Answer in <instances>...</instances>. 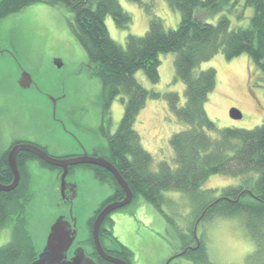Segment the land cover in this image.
Wrapping results in <instances>:
<instances>
[{
  "label": "rangeland",
  "instance_id": "1",
  "mask_svg": "<svg viewBox=\"0 0 264 264\" xmlns=\"http://www.w3.org/2000/svg\"><path fill=\"white\" fill-rule=\"evenodd\" d=\"M120 4L133 18L129 29L119 28L111 16L105 23L112 39L123 46L130 34L144 36L153 17L163 19L168 29H176L181 21V13L172 9L165 0H143V6L129 0H120ZM241 10L239 5L229 16L232 27L249 25L253 10L248 15L245 12L247 18H243L246 21L238 18ZM69 16L70 12L65 8L36 4L0 20V46L11 50L0 53V158L14 140L27 132L29 136L25 137L48 142L49 150L55 156L76 153L81 146L93 152L97 145L105 143L104 136L99 134L103 123L102 84L70 30ZM195 17L212 24L220 19L219 15L211 16L201 9L196 11ZM236 23L240 25L236 26ZM176 58L174 52L160 56L158 83H152L141 70L135 74L143 87L161 95V98L150 97L147 100L134 125L142 146L153 156L152 171H157L163 161L174 169L177 167L170 139L183 125L170 112L163 97L165 93L177 92L182 104L185 102L186 87L183 82L176 81ZM57 61L62 62L60 68L55 63ZM209 68L217 72L216 89L206 104L209 118L220 128L253 129L264 124V78L255 72L249 57L242 54L228 60L220 52L202 63L196 71ZM23 71L31 74L34 80L35 85L30 89L19 85ZM53 99L57 100L56 105ZM124 108L121 97L116 98L110 106L111 120L106 123L109 128L105 132L114 134L117 131ZM233 108L240 110L241 119L230 116ZM67 131L71 135L66 134ZM28 172L31 199L26 207V222L36 251L40 253L46 245L53 222L72 215L77 220L79 231L76 245L81 244L91 253L87 222L113 195L111 184L98 179L90 169L77 168L67 177L68 184L77 187V196L70 204L63 202L58 172L43 167L37 161L29 163ZM241 183L240 178L218 174L208 178L203 190L221 191ZM164 195L179 205L186 200L180 193L170 191ZM139 207L155 213L152 205L141 197L137 198L128 209L113 214L114 218L137 215L132 224H122L115 229V235L134 254L136 264L151 263L156 254L162 263L175 250H180L184 239L174 230L172 236L170 225L158 214L149 221L144 220L137 212ZM169 209V216L175 217L176 222L181 220L180 217L183 218L182 223L191 221L185 215L187 208L183 211L181 206L177 209L170 206ZM12 229L13 224H8L0 230V247L11 241ZM197 233L206 240L213 264H264V252H257L244 215L204 223L198 227ZM174 264L193 263L180 256Z\"/></svg>",
  "mask_w": 264,
  "mask_h": 264
},
{
  "label": "trees",
  "instance_id": "2",
  "mask_svg": "<svg viewBox=\"0 0 264 264\" xmlns=\"http://www.w3.org/2000/svg\"><path fill=\"white\" fill-rule=\"evenodd\" d=\"M129 1L144 5L143 0ZM165 1L181 13L178 27L168 29L163 19L153 17L146 34L142 37L128 35L125 46L112 39L105 23L111 16L119 28L127 30L131 26L133 18L120 0H0V20L36 4L61 7L70 12V30L102 84L103 117L111 119L110 106L116 98L121 97L125 103L117 131L107 134L105 144L98 147L99 157L118 169L134 194L133 202L141 197L166 219L171 235L173 230L180 234L184 239L180 251L188 250L193 244L200 219L198 227L217 219L244 215L257 252L263 253L264 124L253 129L220 128L206 111L209 97L216 89L217 72L213 68L196 70L220 52L228 60L246 54L255 72L264 78V0ZM239 5L242 8L240 19L253 10L247 27H232L229 16ZM198 9L211 16L219 15L220 19L216 24L200 21L195 17ZM171 52L177 54L176 81L183 82L186 87L183 104L177 92L163 95L170 112L183 125L170 139L177 167L174 169L163 161L157 171H152L153 156L142 146L134 125L147 100L161 98V95L143 87L135 74L141 70L152 83H158L160 56ZM24 157L36 159L23 153L21 161ZM5 166L0 163V183L9 184L13 173L9 167L1 172ZM20 168L22 178L17 189L0 191V230L13 224L11 241L0 247V264H32L38 256L26 222V207L31 199L29 172L23 165ZM95 171L100 172L96 173L97 178L109 182L114 191L102 206L122 200L124 194L114 176L106 170ZM218 174L240 178L242 183L221 191L203 190L208 178ZM170 191L183 194L185 202L179 205L165 197ZM170 206L187 208L185 215L191 219L189 224L182 223L181 217L177 222L170 217ZM106 225L101 229V238L109 234ZM198 237L201 247L196 251L188 250L184 258L193 264H213L206 240Z\"/></svg>",
  "mask_w": 264,
  "mask_h": 264
},
{
  "label": "water",
  "instance_id": "3",
  "mask_svg": "<svg viewBox=\"0 0 264 264\" xmlns=\"http://www.w3.org/2000/svg\"><path fill=\"white\" fill-rule=\"evenodd\" d=\"M60 68L62 66L61 61L55 62ZM19 85L23 89H30L34 85V80L26 71H23ZM56 105V99H53ZM230 116L233 119L239 120L242 118L240 110L233 108L230 111ZM22 151L30 152L37 156L39 159L47 163L48 165L59 167L63 169L61 175V194L63 200L72 203L77 196L76 186L70 185L67 182V177L71 167L79 165H95L101 167L110 172L119 186L121 187L124 197L121 201L108 204L98 215L94 221L92 228V238L94 247L99 255L107 262L115 264H126L121 260H117L109 256L101 243L100 230L105 220L113 212L131 205L134 199V194L129 187L126 180L120 174L118 169L107 159L103 157H94L85 153L81 156L69 157V158H57L50 156L44 150L36 147L32 144H20L12 149L9 154V167L13 172V180L10 184L0 183L1 192H11L17 189L21 181V173L18 165V154ZM203 217V216H202ZM201 219L197 222L195 228V236L198 238L197 229ZM77 220L73 217V224H70L64 217L58 218L51 226L50 232L47 238L44 249L38 255V258L32 262V264H98L93 258L88 256L83 248H77L74 252V256L69 259L68 253L75 244L78 237ZM194 250V249H193ZM186 253V252H185Z\"/></svg>",
  "mask_w": 264,
  "mask_h": 264
},
{
  "label": "flooded vegetation",
  "instance_id": "4",
  "mask_svg": "<svg viewBox=\"0 0 264 264\" xmlns=\"http://www.w3.org/2000/svg\"><path fill=\"white\" fill-rule=\"evenodd\" d=\"M5 52H11V50L9 49V48H2L1 46H0V53L1 54H3V53H5ZM34 85H35V83H34ZM34 85H32V86H34ZM32 88V87H31ZM57 101V100H56ZM57 103V102H56ZM111 120V119H110ZM110 120H107L105 117H103V123H102V125H101V130H100V132H99V134L101 135V136H104V138H105V140H106V136H107V134H109L108 132H105L104 130L106 129V128H109V125H106V123H109L110 122ZM28 133V132H27ZM27 133H25L22 137H20L19 139H16V140H14L11 144H10V147H9V149L1 156V158H0V163H3V164H5L6 166L4 167V168H1V172H5V171H7V167H9V161H8V159H9V154H10V152L12 151V149L14 148V147H16L17 145H20V144H32V145H35L36 147H38V148H40V149H42V150H44L45 152H47L50 156H53V157H57V158H69V157H75V156H81V155H83V154H85V153H87V154H89L90 156H94V157H99L100 155V151H99V145H97L96 147H95V149H93V152H89V150L87 149V148H85V147H83V146H81L80 148H79V151L78 152H76V153H63L61 156H55L54 154H52L51 152H50V150H49V147H48V142H46V141H44L43 139H38V140H35V139H30L29 137H25V136H29V134H27ZM66 134H69V135H71V133L69 132V131H67L66 132ZM112 134V133H111ZM110 134V135H111ZM31 137V136H30ZM105 144V143H104ZM23 153H28V154H30V155H33L34 157H36V159L35 160H32V159H30V158H27V157H24L23 159H22V161H21V159H20V156H22V154ZM4 159H5V162H3L4 161ZM17 160H18V165H19V170L21 169L20 168V165L22 166H25L26 167V169L28 170L29 169V163L31 162V161H37V162H39L40 163V165H42V163L41 162H44V161H42L41 159H39L37 156H35L34 154H32V153H30V152H25V151H22V152H20L19 154H18V157H17ZM45 163V162H44ZM47 164V163H46ZM48 165V164H47ZM43 166V165H42ZM49 166H51V165H49ZM44 167V166H43ZM51 167H54V166H51ZM80 167H84V168H87V169H90V170H92L94 173H95V176H96V173H100L99 171H95V169H102V170H105V169H103V168H101V167H98V166H95V165H87V164H84V165H79V166H74V167H71L70 168V171H69V175L71 174V173H73L74 171H75V169H77V168H80ZM45 168H47V169H49V170H52V171H56V172H58L59 173V175H62V173H63V169H61V168H59V167H54L55 169H50V168H48V167H45ZM9 169L11 170V168L9 167ZM12 171V170H11ZM107 171V170H106ZM13 173V172H12ZM20 173H21V176H22V172H21V170H20ZM110 173V172H109ZM97 177V176H96ZM22 178V177H21ZM2 184H4V183H2ZM10 184V183H9ZM121 201V200H120ZM63 202H65V203H69V202H67L66 200H63ZM113 202H117V201H112V202H110V203H113ZM73 203V202H72ZM109 203V204H110ZM71 204V203H70ZM103 204V203H102ZM108 205V204H107ZM107 205H104V206H100L99 207V209L98 210H96L94 213H93V215H92V217L88 220V222H87V227H88V231H89V236H90V238H89V243H90V245L92 246V252L91 253H88L87 251H86V248L84 247V246H82L81 244H79V245H76V242H77V240H76V242H75V244L73 245V247L71 248V250L69 251V253H68V256H69V259H71L73 256H74V252L76 251V249L77 248H83L84 250H85V252H86V254L88 255V256H90L91 258H93L98 264H115V263H110V262H107V261H105L100 255H99V253L96 251V249H95V247H94V242H93V238H92V228H93V224H94V221L96 220V218L98 217V215H99V213L107 206ZM130 205H128L127 207H129ZM127 207H124V208H122V209H119V210H117V211H125V209H128ZM117 211H115V212H117ZM115 212H113L111 215H109L108 217H107V219L105 220V222H104V224L102 225V227L105 225V224H107L106 226V230L109 232V234L105 237V238H101V235H100V240H101V243H102V246H103V248H104V250H105V252L109 255V256H111V257H113V258H115V259H117V260H121L122 262H124V263H126V264H136L135 263V261H136V258H135V256H134V254L131 252V250L128 248V247H126L123 243H121L120 241H119V238L118 237H116V235H115V232H114V230L115 229H117V228H119L122 224H126V223H131L132 224V222H134L132 219L134 218L135 219V221L137 220V215L136 214H134L133 216H127V215H118V217L117 218H114V217H112L113 216V214L115 213ZM137 212H139V214H140V217H142L144 220H146V221H149V220H151V219H153L154 218V216L155 215H159V216H161L160 215V213L158 212V211H156L155 210V213L153 214V213H149L148 211H146V210H144V209H142V208H138L137 209ZM131 213H133V212H131ZM64 218H65V220H67L68 222H70V224H73V216L72 215H70V217L69 218H67L66 216H63ZM161 217H163V216H161ZM173 219H175V217H173ZM166 220V219H165ZM175 221V220H174ZM54 223V222H53ZM102 227H101V229H102ZM100 233H101V230H100ZM79 234V233H78ZM78 238V237H77ZM90 240H91V242H90ZM92 243V244H91ZM76 245V246H75ZM201 239L198 237H196L195 236V238H194V242H193V244L191 245V246H189L187 249L189 250V251H196V250H198L200 247H201ZM45 247V246H44ZM44 249V248H43ZM42 249V250H43ZM194 249V250H193ZM41 250V251H42ZM174 250V249H173ZM188 250H184V251H180V250H175L176 251V253H175V251H174V254H172L167 260H165V261H163L162 263H161V258H160V256H159V254H156V256H155V260H153L151 263L148 261V263H145L146 261H144V263L145 264H174V262H175V260L178 258V257H180V256H182V257H184V255L186 254L185 252H187ZM208 250H209V246H208ZM36 253L39 255L40 253H38L37 251H36ZM37 258H38V256H37ZM36 258V259H37ZM147 258V257H146ZM192 263V262H191Z\"/></svg>",
  "mask_w": 264,
  "mask_h": 264
}]
</instances>
